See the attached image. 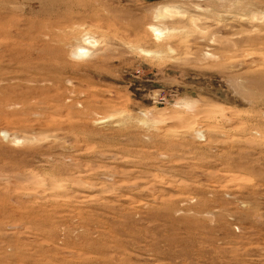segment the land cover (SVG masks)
<instances>
[{
	"label": "rangeland",
	"instance_id": "obj_1",
	"mask_svg": "<svg viewBox=\"0 0 264 264\" xmlns=\"http://www.w3.org/2000/svg\"><path fill=\"white\" fill-rule=\"evenodd\" d=\"M0 264H264V0H0Z\"/></svg>",
	"mask_w": 264,
	"mask_h": 264
},
{
	"label": "bare ground",
	"instance_id": "obj_2",
	"mask_svg": "<svg viewBox=\"0 0 264 264\" xmlns=\"http://www.w3.org/2000/svg\"><path fill=\"white\" fill-rule=\"evenodd\" d=\"M82 52V51H81Z\"/></svg>",
	"mask_w": 264,
	"mask_h": 264
}]
</instances>
